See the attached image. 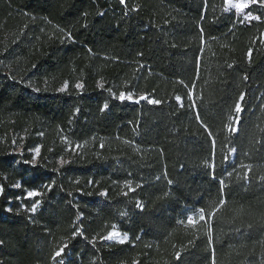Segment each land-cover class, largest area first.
<instances>
[{
  "label": "trees",
  "instance_id": "trees-1",
  "mask_svg": "<svg viewBox=\"0 0 264 264\" xmlns=\"http://www.w3.org/2000/svg\"><path fill=\"white\" fill-rule=\"evenodd\" d=\"M255 1L0 0V264H264Z\"/></svg>",
  "mask_w": 264,
  "mask_h": 264
},
{
  "label": "snow or ice",
  "instance_id": "snow-or-ice-1",
  "mask_svg": "<svg viewBox=\"0 0 264 264\" xmlns=\"http://www.w3.org/2000/svg\"><path fill=\"white\" fill-rule=\"evenodd\" d=\"M121 4H122V5L125 4V0H121ZM135 10H136V9L134 8L133 11H135ZM101 14H102V13H101ZM99 86L102 88V87H103V84H100ZM83 87H84V85H83L82 83H79V82H77L76 85H75V88H76L77 90H80V89H82ZM67 88H68V85H67V83H65L63 87H61V88L58 89V91H60V92H64V91L67 90ZM34 91L39 92L40 89H39V88H36V89H34ZM114 98L117 99V100H119L120 102L128 101V102H132V103H137V104H138V103H140V101L147 100V102H148L149 104H152V105H160V104H161V101H158V100H155V99H149L148 97H146V96L143 95V94H140V95L138 96V98H136V97L134 96L133 93H130V94H129V93L124 92V93H123V98L118 97V96H115ZM241 103H242V102H241ZM108 107H109L108 103H104L103 106L101 107V111L104 112L106 109H108ZM240 110H241V111L243 110L242 107H241ZM213 167H214V166H213ZM168 182H169V184L172 183L171 180H169ZM77 183H79V181H77ZM19 187H20V185H19ZM124 187L127 188V189H128L129 191H131V192L135 191V188L132 187V183H131V181L126 182V183L124 184ZM32 192L35 193V196L30 195V193H32ZM41 194H42V193H40V192H38V191H28V192H27V197H28V198H32V197H36V196L41 195ZM124 194L127 195V193H124ZM69 195H71V193H69ZM100 195H101V196H105L106 193H105V192H101ZM39 206H40V201H39V200H36L35 203L32 204L31 208L28 209V211H30V212H32V213H35V212L37 211V209H38ZM137 207H138V208L141 207V204H140L139 201L137 202ZM8 211H11V209H8ZM203 211H204V209H200V212H203ZM193 222H194V218H193V216L189 215V216L187 217V223L190 224V223H193ZM115 227H116V226L113 225V230H114V231H116V230H115ZM120 236H121V241H120V242H117V243L125 244L126 242H128V240H129V236H128L127 234H121V233H120ZM102 239H104V240H109L110 238L107 237V236H105V237H102ZM68 246H69V245L65 244V245H64V248H67ZM63 252H64V250L61 249L60 251H58L57 253H55V256H56V257H61V255L63 254ZM179 255H180V254L177 253V258H179Z\"/></svg>",
  "mask_w": 264,
  "mask_h": 264
},
{
  "label": "rangeland",
  "instance_id": "rangeland-1",
  "mask_svg": "<svg viewBox=\"0 0 264 264\" xmlns=\"http://www.w3.org/2000/svg\"><path fill=\"white\" fill-rule=\"evenodd\" d=\"M226 2V9L229 11H233L236 16H240L243 20L245 21H250V20H254L255 17H252L248 14H246L245 10L247 9L248 6L256 3L255 0H225ZM262 40H264V35L262 36ZM123 97V95H122ZM37 155H38V150H33V160H32V164L34 162H36L37 160ZM1 192V189H0ZM107 237H109V240H104L107 243L110 242H120L121 241V236H120V232L119 231H110V233L108 235H106Z\"/></svg>",
  "mask_w": 264,
  "mask_h": 264
}]
</instances>
